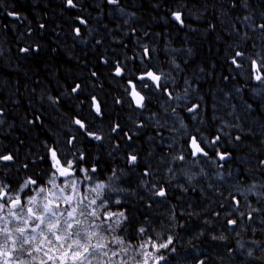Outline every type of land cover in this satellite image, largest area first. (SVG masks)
I'll return each instance as SVG.
<instances>
[{
  "label": "trees",
  "instance_id": "1",
  "mask_svg": "<svg viewBox=\"0 0 264 264\" xmlns=\"http://www.w3.org/2000/svg\"><path fill=\"white\" fill-rule=\"evenodd\" d=\"M154 3L164 6L154 8ZM181 3H187L190 8L199 6L198 0H121L124 7V12L121 13L107 4V0H82L86 10L79 12L76 9H64L62 0H0V26L7 25V28H0V49L5 54L3 65H0V99L7 100L20 87L24 104L14 119L18 129L17 136H21L20 118L28 108L29 92L35 88L32 97L35 109L28 118L32 119L38 113L45 125L29 126V132L21 136L26 143L19 149V160L24 161L25 154L31 153L29 168L23 169L19 165L0 167V184H8L13 190L11 195L19 193L25 202L26 194H36L34 185L20 191L29 176H41L47 184L51 173L45 174L48 166L38 159L44 154L45 143L57 141L60 148L64 149V142L77 135V127L72 124L77 112L83 109L84 115L88 114L87 108L84 105L77 108L79 101L71 97L62 96V103L59 105L50 103L47 97H54L59 92H64L65 88L70 91L68 86L75 80L82 87L87 85V93L95 94L98 101L104 102L102 106H106L107 112L103 119L91 120L89 117L92 130L104 139L101 142L79 138L72 152L65 149V155L73 161L81 153L84 156L78 167L88 171L78 172L77 177L84 195L89 199L95 198L96 194L91 189L96 184L103 183L106 188L100 200L108 201L105 207H110L113 212L124 211L129 217V221L122 225L126 229L122 235L130 245V255L134 254L131 249L138 248L149 237L159 242L172 234L177 251L175 254L165 252L171 264H177L178 260L181 264H196L195 257H204L206 253L209 257L208 264H244L245 256L239 253L252 247L253 240L264 241V232L259 231L258 222L254 228L241 232L240 236L229 232L225 227L227 209L220 208L218 195L208 185L218 186L225 196L228 191H232L242 201L246 195L253 206H258L257 197L249 193L247 188L256 182L252 178L258 179L260 175L256 171V157L264 159V150L259 143L264 136L258 131L255 136L249 134L248 139H242L240 146H236L234 141L229 142L228 137L224 136L221 150L226 148L232 152L228 161L213 162L198 157L195 159L199 163H196L187 151L184 152V162L174 161L172 157L182 149H187V136L182 135L185 131L193 135L199 129L201 139L213 138L222 120L233 119L224 115L232 110L229 104L235 105V115L241 117L239 123L243 132L236 129L226 131L232 132L233 136L240 134L243 138L245 133H249V129H258L264 123V109L257 107L264 100V93L257 96L254 90L260 86L246 78V62L241 69L233 66L232 71H229V58L233 49L241 50L245 45L238 36L229 35L224 29L233 17L243 15V10H232L227 20L223 15L219 19L210 17L211 22L217 25L215 32L208 31L209 19L189 16L186 24L197 29L193 32L188 27H180L169 17L167 9L178 8ZM11 10L18 12L20 18L7 16V11ZM212 11L209 7V11L203 15L209 17ZM131 13H135V16ZM77 15L85 18L87 24L81 25L76 20ZM41 23L46 25V29H40ZM236 26L241 29V35L247 30L240 23ZM74 27H80V36L75 35ZM27 44L40 45V59L19 61V69L16 70L17 62L10 56L18 47ZM229 45L233 46L232 49H229ZM144 46L154 49L151 59L143 58ZM52 48L56 49L55 53L51 51ZM248 51L253 50L249 48ZM110 57L124 61L129 68L134 67V75H140L146 69L157 74L163 73L161 83H166L173 97L184 96L188 84L192 87L181 101H169L167 96L157 92L151 94L152 99L145 109H137L134 103L129 107L131 97L125 92L129 87L127 80L113 78L109 72L111 64L106 66L102 63ZM132 58H135L134 66L130 62ZM9 64L12 65L11 68L8 67ZM176 64L180 66L179 71L175 68ZM94 70L98 71V80L91 77ZM224 76H229V79L224 80ZM24 85H27L28 91H25ZM245 85L247 88H244ZM137 87L139 90V85ZM241 88L244 90L238 93L236 89ZM225 93L230 95L226 96ZM41 97L44 99L41 100ZM114 97L122 101V104L115 105V111L112 103ZM14 98L19 99L20 96ZM196 103L204 106L201 109L204 118L202 124L192 120L191 114L183 108L185 104ZM246 103L253 105V113L244 111ZM214 104L218 106L216 115L220 119H213ZM169 105L176 108L175 115L171 113V108L168 113L163 111ZM8 110L14 111L11 104ZM117 120L124 131L132 136L131 141L127 137L119 139L116 134L111 133L110 122ZM165 120L167 125L161 128L160 124ZM141 122L143 126L137 129L136 125ZM181 123L184 128H180ZM120 135L123 136V132ZM16 147L15 138L0 135V151L7 152ZM130 153L137 155L136 165L128 162ZM218 165H223V168ZM92 168L97 171L91 172ZM145 168H149L154 175L144 177L142 174ZM169 168L172 169L171 172L168 171ZM229 172L231 176L228 175ZM218 173L223 175V180ZM88 175L91 179L85 180L84 177ZM61 179L63 178H57L58 184ZM142 180L163 183L165 188L170 185L167 200L157 203L162 198L154 200L148 193L147 186L141 183ZM111 186L121 191H109ZM140 196L144 199H139ZM100 200L97 201L98 204ZM117 200L120 201L119 204L116 203ZM100 211L102 213L103 208ZM192 212L198 215H189ZM214 212H220V216L216 217ZM205 220L209 223H205ZM153 221L155 223H151ZM141 226L148 229L142 239L138 234ZM202 231L204 234L200 235ZM221 233L227 236V241L211 239V235L218 236ZM240 243L245 245L244 249L238 247ZM3 244L4 238L0 236V245ZM8 246L11 248V243ZM227 248L237 251L229 256ZM12 259L23 260L27 264L29 258L24 253L14 252Z\"/></svg>",
  "mask_w": 264,
  "mask_h": 264
},
{
  "label": "snow or ice",
  "instance_id": "2",
  "mask_svg": "<svg viewBox=\"0 0 264 264\" xmlns=\"http://www.w3.org/2000/svg\"><path fill=\"white\" fill-rule=\"evenodd\" d=\"M198 3L199 6L194 5L191 8L187 3H181L175 9L169 7L167 9L169 17L180 27H188L193 32L197 31V29L191 28L190 24H186L187 17L209 19L208 31L215 32L217 25L211 22L210 17L219 19L220 15H223L225 20H227L232 10H243L244 14L233 17L231 23L224 29L229 32V35L238 36L245 45L241 50L233 49L229 58V71H232L233 66L235 69H241L246 62L248 65L246 78L260 86L254 90L256 95L260 96L264 93V0H254L252 3L249 0H198ZM107 4L112 5L114 9L119 10L121 13L124 12L121 0H107ZM62 6L64 9H76L79 12L86 10L82 0H62ZM152 6L161 8L164 5L154 3ZM209 7L213 11L209 14V17H205L203 13L208 12ZM131 15L135 16V13H131ZM7 16L14 19L20 18L19 13L14 10L7 11ZM76 20L81 25L87 24V20L80 15L76 16ZM237 23L242 24L247 29L242 35L241 29L236 26ZM39 27L42 30L46 29L44 23H41ZM0 28H7V25L0 26ZM74 33L76 36H80V27H74ZM218 39H221V37H218ZM228 47L232 49L233 46L229 45ZM249 48L253 51L249 52ZM51 51L55 53L56 49L52 48ZM153 51L154 49L144 46L143 58L151 59ZM188 51L191 52L190 49ZM4 58L5 54L0 49V65H3ZM10 58L17 62L16 70H18L19 61L40 59V45L27 44L24 47H18ZM130 62L134 66L135 58H132ZM102 63L106 66L111 64L109 72L113 78L127 80L129 87L125 89V92L131 97L129 107L134 103L137 109H145L152 99L151 94L157 92L167 96L169 101L173 99L181 101L186 98L189 89L192 87L191 84H188L184 90V96L177 95L173 97V93L168 89L166 83H161L163 73L157 74L155 71L146 69L140 75H134V67L129 68L127 63L114 57L104 59ZM8 67L11 68L12 65L9 64ZM175 68L177 71L180 70L178 64L175 65ZM25 75L27 74L25 73ZM91 77H96L98 80V71H92ZM223 79L228 80L229 76H224ZM91 82L90 78L89 83ZM16 83L19 85V81ZM137 85H139V90ZM68 87H70V91L65 88L64 92H59L54 97L49 95L47 97L48 101L54 105H59L62 103L61 97L66 95L79 101L76 105L77 108L84 105L88 114L84 115L83 109L77 112L76 117L72 120V124L77 127V135L69 137L64 142V149L60 148L57 141L52 144L45 143L44 154L40 155L38 159L48 166L45 174L47 172L51 173L47 184L44 183L41 176H29L23 182L20 191L29 188L30 185H34L36 194H26V202L19 193L14 196L11 195L13 190L8 184H0V213H6L5 215H0V224L3 225L0 227V236L4 238V244L0 245V264H26L23 260L12 259L14 252L24 253L29 258L27 264H130V261L132 264H171L165 252L175 254L177 251L172 234L167 235L164 240L159 242L149 237L144 243L139 244L138 248L131 249L134 254L130 255V245L126 243V239L122 235L126 231L122 225L129 221V217L125 215L124 211L113 212L110 207H105L108 201L100 200V197L106 185L103 183L96 184L91 189V192L96 194L95 198L92 199H89L87 195L81 192L77 177L78 172L88 171L85 168L78 167L84 156L81 153L75 161L69 160L65 155V149L68 152H72L75 142L79 138H90L91 140L102 142L104 137L92 130L89 117H91V120L103 119L107 109L106 106H102L104 102L98 101L95 94L87 93V85L82 87L81 83L73 80ZM24 88L25 91H28L27 85H24ZM244 88H247V85ZM243 90L242 88L236 89L238 93ZM35 91V88H33L29 92L28 108L24 116L20 118L22 121L19 127L21 136L29 132V126H45L38 113L34 114L32 119L28 118L35 109V102L32 99ZM17 95L20 96L19 99L14 98ZM225 95L230 94L225 93ZM43 99L41 97V100ZM63 103L66 104L67 101H63ZM112 103L114 106L113 111H115V105L122 104V101L118 97H114ZM9 104L12 105L14 111L8 110ZM23 104V94L20 92L19 86L7 100L0 99V135L12 136L15 138L17 145L11 151H0V167L2 168H10L17 165L23 169L29 168L28 161L31 153L25 154L24 161L19 160V149L26 142L21 136H17L18 129L14 119ZM228 106L232 110L225 112L224 115L233 119L222 120L221 126L210 140L207 138L201 139L199 129L196 130L197 134L193 135L186 131L183 132L182 135L187 136V149H182L179 154L172 157V160L184 162L186 159L184 152L187 151L196 163H199V160L195 159L198 157H204L213 162L216 160L228 161L232 156V152L226 148L223 151L221 150L224 146V136L228 137L229 142L234 141L236 146H240L242 139H248L249 134L255 136L257 131L261 136H264V123H261L258 129H249V133H245L243 138L240 134L233 136L232 132L226 131L227 129H236L241 133L243 132L239 123L241 117L235 115V105L229 104ZM202 107L204 106L199 103L185 104L183 106L184 111L191 114V119L201 124L204 123V118L201 115ZM212 107L213 119H220L216 115L218 106L214 104ZM257 107L264 109V100ZM169 108H171V113L175 115L176 108L171 105L168 108H164L163 111L168 113ZM244 111L253 113V105L246 103ZM166 125L167 120L160 124V127L165 128ZM142 126L143 122L137 124L136 128L139 129ZM184 127L183 123H181L180 128ZM110 130L119 139L127 137L128 141L132 140V136L124 131L118 120L110 122ZM175 131L179 132L180 129H175ZM121 132H123V136L120 135ZM259 143L261 149L264 150V139H261ZM256 159V171L260 175L258 179L252 178L256 182L251 183L247 191L257 197L256 204L258 206H253L246 195L242 201L232 191H228V195L225 196L218 186L208 185L218 195L221 201L220 208L227 209L225 212L226 229L229 232H234L236 236H240L241 232L254 228L257 222L260 225L259 231L264 232V159L260 157H256ZM137 161V155L130 153L128 162L136 165ZM218 167L223 168V165H218ZM96 171L95 168L91 169L93 173ZM168 171L171 172L172 169L169 168ZM200 171L203 174V169ZM142 175L150 177L154 174L149 168H145ZM228 175L231 176V172ZM218 176L221 180L224 179L222 174L218 173ZM57 178H63L59 184L57 183ZM84 179L89 180L91 176H85ZM189 179H191V176ZM141 183L147 186V191L154 200L157 197L162 198L157 200V203L167 200L170 185L169 188H165L163 183L148 180H142ZM258 188L261 190H257ZM109 191L118 192L121 189L111 186ZM184 191H187V189H184ZM139 199L142 200L144 197L140 196ZM98 200H100L99 204L97 203ZM116 203L119 204L120 201L117 200ZM101 208H103L102 213L100 211ZM213 214L216 217L220 216V212H214ZM189 215L198 214L192 212ZM204 222L209 223L207 220ZM151 223H155V221ZM117 229H120V231L117 232ZM146 231L148 229L145 227H139L138 234L141 239ZM203 234L202 231L200 235ZM253 235H255L254 231ZM211 239L214 241H227L228 238L221 233L218 236L211 235ZM9 243H11V248L8 246ZM251 244L252 247H248L244 252L239 253L241 256H245L244 264H264V241L253 240ZM238 247L244 249L245 245L240 243ZM226 251L231 256L237 250L227 248ZM208 260L207 253L204 257L199 255L195 257L196 264H208ZM177 264H181V262L178 260Z\"/></svg>",
  "mask_w": 264,
  "mask_h": 264
}]
</instances>
